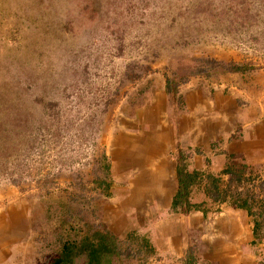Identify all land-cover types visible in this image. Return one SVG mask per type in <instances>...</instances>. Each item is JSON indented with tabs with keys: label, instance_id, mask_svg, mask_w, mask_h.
Instances as JSON below:
<instances>
[{
	"label": "rangeland",
	"instance_id": "obj_1",
	"mask_svg": "<svg viewBox=\"0 0 264 264\" xmlns=\"http://www.w3.org/2000/svg\"><path fill=\"white\" fill-rule=\"evenodd\" d=\"M187 86L263 108L264 0H0V264H53L65 243L97 232L118 240L103 264H187L191 251H156L103 222L117 136L140 137L142 110L163 95L180 108ZM230 164L247 169L243 196H260L264 162ZM206 182L191 204L225 213Z\"/></svg>",
	"mask_w": 264,
	"mask_h": 264
},
{
	"label": "crops",
	"instance_id": "obj_2",
	"mask_svg": "<svg viewBox=\"0 0 264 264\" xmlns=\"http://www.w3.org/2000/svg\"><path fill=\"white\" fill-rule=\"evenodd\" d=\"M181 91L180 108L165 106V96L158 97L142 110L141 136L119 134L118 147L106 154L113 182L108 187L112 204L104 208L103 222L115 236L140 232L156 251L178 257L193 250L195 258L201 252L207 264H261L258 249L264 244L254 243L245 211L229 207L218 216L188 213L174 211L173 202L181 155L189 172L204 170L203 163L211 161L212 174H222L223 181L233 158L264 162V106L241 107L240 95L245 94L240 93L220 91L213 97L197 86ZM236 131L242 134L239 138L233 137Z\"/></svg>",
	"mask_w": 264,
	"mask_h": 264
},
{
	"label": "trees",
	"instance_id": "obj_3",
	"mask_svg": "<svg viewBox=\"0 0 264 264\" xmlns=\"http://www.w3.org/2000/svg\"><path fill=\"white\" fill-rule=\"evenodd\" d=\"M237 71L245 69L244 67L236 68ZM186 157L181 155L178 166V187L179 191L174 198L173 210L191 212L192 210L207 213L201 205H192L190 202V190L196 184L202 182L206 178L205 194L213 203H225L236 210H243L251 218L253 224L254 243H260L264 239V179L255 176L254 179L260 180L259 184H255L258 188L260 196H253L249 191L243 196L244 182H247V169L245 166H236L229 164L223 171V175H229L230 179L225 183L221 176L207 174L206 176L200 172H189ZM224 187V190L222 189ZM91 239V240H90ZM83 244L76 242H67L62 248L61 254L53 262V264H68L75 254L81 256L86 253L89 264L106 263L107 254H116V244L118 240L109 232L103 234L97 232ZM96 239H99L96 242ZM82 246V247H81ZM191 254V255H190ZM187 264H196L195 254L190 252ZM106 261V260H105ZM108 263V262H107Z\"/></svg>",
	"mask_w": 264,
	"mask_h": 264
}]
</instances>
